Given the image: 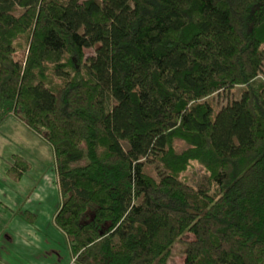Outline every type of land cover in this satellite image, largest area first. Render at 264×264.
Here are the masks:
<instances>
[{
    "label": "trees",
    "instance_id": "1",
    "mask_svg": "<svg viewBox=\"0 0 264 264\" xmlns=\"http://www.w3.org/2000/svg\"><path fill=\"white\" fill-rule=\"evenodd\" d=\"M18 114L47 132L76 264H167L182 241L184 264H264V0H0V125Z\"/></svg>",
    "mask_w": 264,
    "mask_h": 264
},
{
    "label": "rangeland",
    "instance_id": "2",
    "mask_svg": "<svg viewBox=\"0 0 264 264\" xmlns=\"http://www.w3.org/2000/svg\"><path fill=\"white\" fill-rule=\"evenodd\" d=\"M15 46V57L18 61H20L23 59L25 54V39H19L15 43ZM85 53L88 57H90L94 54V51L93 49H85ZM151 86L150 77H146L137 86L136 92L138 94L144 93L151 89ZM242 89L243 88L241 87H235L226 92H219L207 101L215 113L228 103L238 100ZM15 157L22 158L24 163L22 164L20 161H16ZM6 163L11 166L7 169L6 176L12 178L10 175L11 171L13 174L15 171L22 172L21 177L18 180L12 178L14 181H17L15 182L17 184L9 185L16 192L23 194L30 192L29 189L35 187L42 178L44 185L48 186L50 190L51 188H54L57 191L58 183L54 156L47 141V132L42 131L35 133L34 131L28 129L22 123L21 116L19 114L8 118L0 125V178L4 176V173H1V171L6 169ZM13 166L15 168L12 170L11 168H13ZM146 168L151 175L157 176L156 166L150 164L146 165ZM181 178L185 183L193 188H202L207 186L208 174L200 165L192 163ZM40 192L42 191L40 190ZM54 199L55 200H50V205L53 206V204L56 203V207H58L61 203V197L58 192H56ZM30 216L31 215L25 214V221L29 224H33L35 219ZM85 216L86 217H82L81 223H87L92 220V210L89 209ZM183 238L184 240H190L192 239V235L187 234ZM49 246L51 245H48V248L45 249L49 250ZM184 248L185 244L183 241L177 242L173 245L167 264H184ZM45 251L46 250L42 251V254ZM72 264H76L74 257Z\"/></svg>",
    "mask_w": 264,
    "mask_h": 264
},
{
    "label": "crops",
    "instance_id": "3",
    "mask_svg": "<svg viewBox=\"0 0 264 264\" xmlns=\"http://www.w3.org/2000/svg\"><path fill=\"white\" fill-rule=\"evenodd\" d=\"M7 165L0 178V264H72L69 240L53 222L61 203L52 206L50 200L58 189L50 190L42 178L30 192H16L9 186L17 181L6 176ZM25 214L33 216V224Z\"/></svg>",
    "mask_w": 264,
    "mask_h": 264
}]
</instances>
